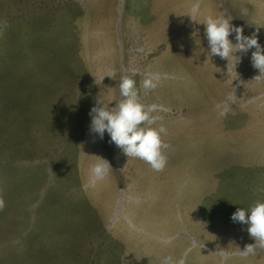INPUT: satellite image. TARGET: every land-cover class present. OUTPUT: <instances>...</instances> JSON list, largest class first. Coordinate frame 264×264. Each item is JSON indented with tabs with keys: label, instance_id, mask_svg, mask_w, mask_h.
<instances>
[{
	"label": "rangeland",
	"instance_id": "374dc122",
	"mask_svg": "<svg viewBox=\"0 0 264 264\" xmlns=\"http://www.w3.org/2000/svg\"><path fill=\"white\" fill-rule=\"evenodd\" d=\"M195 2L0 0V264H264L239 255L254 241L231 220L264 201V81L254 49L235 71L210 58L200 24L225 16L264 48V0H200L191 21ZM124 75L160 106L163 171L89 131ZM95 156L112 171L85 187Z\"/></svg>",
	"mask_w": 264,
	"mask_h": 264
},
{
	"label": "clouds",
	"instance_id": "9594fccd",
	"mask_svg": "<svg viewBox=\"0 0 264 264\" xmlns=\"http://www.w3.org/2000/svg\"><path fill=\"white\" fill-rule=\"evenodd\" d=\"M199 11L200 0H196L189 15L182 16H188L191 21H194L193 18L199 14ZM230 21L225 16L209 15L203 23H200L204 25L208 55L210 58L218 56L220 59L226 60L227 63L231 60L235 71V67L241 63L242 57L247 55L249 50L254 49L251 52V66L258 71L259 75L255 76L253 81H264V48L258 43L257 35L255 33L250 36L243 35V28L233 26ZM233 34L235 43L229 39ZM160 79L159 74H147L142 82L145 92L155 90ZM119 92L121 99L113 107H106L103 99L97 98L95 106L89 112L91 117L90 133L98 136L100 140H103L107 133L110 142L114 143L128 159H139L148 164L152 170L163 171L167 163L164 150L170 145L162 140V134L166 135L167 129L158 122L162 121L163 117L153 115L161 110L160 106L142 104L135 81L127 75L121 77ZM233 97L232 94L226 101L217 105L221 116H225L230 110V102ZM154 125L158 126L154 127ZM95 158L98 162L90 165L89 179L85 187H95L98 182L107 177L110 170L112 171L106 160L96 156ZM3 207L4 201L0 198V210ZM231 220L247 225L246 231L254 241L253 244L246 245L242 251H239L241 257L247 258L250 255H255L257 250L264 251V201H254L247 209L238 207L232 214ZM196 247H198V242L193 239L191 248ZM227 259L228 255L225 254L222 264ZM161 264H186V262L184 258L174 260L171 256H167L162 259Z\"/></svg>",
	"mask_w": 264,
	"mask_h": 264
}]
</instances>
